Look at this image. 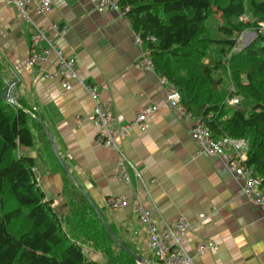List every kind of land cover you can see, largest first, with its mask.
<instances>
[{"label": "crops", "instance_id": "0c3cea01", "mask_svg": "<svg viewBox=\"0 0 264 264\" xmlns=\"http://www.w3.org/2000/svg\"><path fill=\"white\" fill-rule=\"evenodd\" d=\"M52 2L48 15H33L46 32V39L35 46L37 53L48 49L51 41L75 56L79 77L97 86L120 125L134 120L147 104L159 106L148 117L146 130L134 127L119 139L120 151L101 144L92 97L74 79L72 89H63L62 78L53 75L57 68L53 51L29 64L35 25L0 0V65L5 66L8 81L19 79L18 96L47 126L77 182L56 167L43 148L46 139L35 131L34 146L21 147L20 153L36 159L39 186L53 207L63 214L69 199L89 201L81 187L109 225L147 256L149 264L160 262L147 247L145 228L135 211L139 204L150 208L157 221L184 217L190 222L192 229L181 242L195 264H264V206L250 199L246 179L230 168L225 156L201 152L191 136L192 120L166 102L159 72L137 65L147 46L135 42L126 15L98 11L91 0ZM62 24L68 26L65 33L58 29ZM122 155L143 174L144 185L134 170L130 183L113 177ZM111 195H125L127 204L113 208L108 203ZM199 241L208 248L197 253ZM88 257L100 263L96 253Z\"/></svg>", "mask_w": 264, "mask_h": 264}, {"label": "trees", "instance_id": "16d2710c", "mask_svg": "<svg viewBox=\"0 0 264 264\" xmlns=\"http://www.w3.org/2000/svg\"><path fill=\"white\" fill-rule=\"evenodd\" d=\"M119 3L129 7L125 15L144 38L160 76H167L179 89L183 108L202 117L214 136L248 140L246 164L255 178L263 179L264 189V32L228 57L237 45L236 35L257 29L264 20V0ZM244 14L251 19L241 21ZM214 18L223 24H209ZM213 45L219 47L220 56L210 51ZM4 67L0 65V93L7 88ZM15 86L11 90L15 102L0 96V264H100L88 257L78 238L95 241L103 249L101 229L118 251L109 256L110 263L138 264L115 242L89 201L69 199L61 214L47 199L33 170L38 168L36 159L20 153L21 147L34 146L35 131L46 139L43 148L49 158L70 176L54 153L42 119L18 96ZM234 96L241 98L237 105L228 102ZM110 226L123 244L139 253Z\"/></svg>", "mask_w": 264, "mask_h": 264}, {"label": "built area", "instance_id": "2783aa9c", "mask_svg": "<svg viewBox=\"0 0 264 264\" xmlns=\"http://www.w3.org/2000/svg\"><path fill=\"white\" fill-rule=\"evenodd\" d=\"M98 11H119L122 14L129 9L128 6L122 7L119 0H91ZM7 4L13 5L18 12L24 16L28 22L35 25V33L32 34L33 51L29 59V64L34 65L39 58H44L48 53L53 51L57 56V68L53 72L54 76L62 78V86L65 90H70L73 87L71 79L78 81V83L85 89V91L94 100L93 118L96 124L100 127L97 139L107 146L119 150V139L127 135L134 127L141 130L148 128V117L155 113L159 106L156 104H147L137 113L134 120L125 125H120L117 118L110 111L109 107L103 103L100 98V93L96 85L88 83L81 79L76 71L77 59L75 56L68 55L56 43L48 41V49L42 53L35 51V46L40 40L46 39V32L42 26L36 25L33 20V15H48L53 9L52 0H38L31 2V0H6ZM242 21L251 19L249 14H244L241 17ZM257 29H252L255 36L264 32V20L259 21ZM58 29L61 33L68 30L67 25H59ZM134 40L137 44H145L144 38L137 32L134 33ZM237 46L233 48L236 49ZM137 65L143 69L156 70L155 63L152 59L149 49L139 58ZM161 82L166 89V102L179 109L184 115H187L192 120L191 136L199 146L201 152L208 155L225 156L230 168L238 175L246 179L245 191L250 196V199L262 206H264V189L261 187L262 180L257 179L253 175V170L247 166L249 142L246 138L233 137L230 135L214 136L209 126L202 117L193 116L188 113L181 104V93L175 83L167 76H161ZM234 90V86L232 87ZM230 104H238L239 97L234 96L228 100ZM120 151V150H119ZM119 160L120 168L113 177L124 181L131 182L130 172L135 171V176L139 183L145 184L143 174L135 167L134 163L128 158L121 156ZM33 170H36L34 168ZM149 194V192H148ZM153 202V201H152ZM108 203L113 208H123L127 204L125 195L113 196L108 198ZM138 222L145 228V238L147 247L151 249L160 262V264H195L193 256L187 252L182 245V238L187 235L192 225L190 222L181 217L180 219L171 222L165 218L157 221L153 217L152 210L145 208L142 204L135 207ZM201 218L204 215L201 214ZM208 246L205 242L199 241L196 246L197 253L204 252Z\"/></svg>", "mask_w": 264, "mask_h": 264}, {"label": "rangeland", "instance_id": "374dc122", "mask_svg": "<svg viewBox=\"0 0 264 264\" xmlns=\"http://www.w3.org/2000/svg\"><path fill=\"white\" fill-rule=\"evenodd\" d=\"M217 19H219V18H217ZM217 19L216 18L211 19L209 21V24H212L213 26L222 25L223 22L222 21H219ZM240 20H241V18H240ZM236 37H237V45H236L237 47H236L235 50L232 49L231 51L228 52V57H231L234 53H238V52L242 51L245 47H247L248 45H250L251 42H253V40L257 36H255V34H254L253 31H251L250 29H247V30L241 32L240 34H237ZM210 51L213 54H218L220 56L219 47L213 45V46L210 47ZM225 60H227V59H225ZM226 64H228V63H226ZM232 87H233V85H230V88L231 89H232ZM234 90H235V88H234ZM239 100L241 101V98ZM231 105H233V104H231ZM235 105H237V104H235ZM261 180H263V179H261ZM100 232H102V235L100 234L98 236L102 237V239L104 241L103 249H102V246H99L98 243H95V241H91V240L90 241H85L84 238H82V237H80L78 239L83 244L84 251L86 252V254L88 256L89 255L90 256L92 255L93 257H95V253H96L98 255L99 259H100L99 260L100 261V264H113V263H110L109 256H111L113 254V252H115L114 254H116L118 252L117 251V248L115 246V243L108 237V235L106 234V232H105L104 229H101ZM105 253H107V254L105 255ZM107 255H108V257H107Z\"/></svg>", "mask_w": 264, "mask_h": 264}, {"label": "water", "instance_id": "95a60500", "mask_svg": "<svg viewBox=\"0 0 264 264\" xmlns=\"http://www.w3.org/2000/svg\"><path fill=\"white\" fill-rule=\"evenodd\" d=\"M3 76V75H1ZM6 84H7V88H6V91L4 93H0V96L7 99L8 101L10 102H15L16 101V98L13 97L11 95V90L12 88L16 85V83L19 81L18 78H16L15 80L13 81H8L6 78ZM42 125L44 126V129L46 130V132L48 133V136L50 138V142H51V145H52V148L54 150V153L56 154V156L58 157V159L60 160L63 168L66 170L67 174L76 182L75 180V177L73 176V174L71 173L69 167L67 166V164L65 163V161L61 158L60 154H59V151L57 149V146L55 144V141L49 131V129L47 128V126L43 123L42 121ZM77 183V182H76ZM82 192L84 193V195L88 198V200L90 201L91 205L94 207V209L96 210V212H98L99 216L101 217V219L103 220V223L105 224L108 232L110 233V235L113 237V239L115 240V242L121 246V248L126 251L127 253H129L131 256H133L136 261L138 263H142V264H149L147 262V260L140 254H138L137 252L131 250L129 247H127L125 244H123L119 238L116 236L115 232L113 231L112 227L109 225V223L106 221V219L104 218V216L102 215V213L100 212V210L98 209V207L94 204V202L90 199V197L83 191V189L81 187H79Z\"/></svg>", "mask_w": 264, "mask_h": 264}]
</instances>
